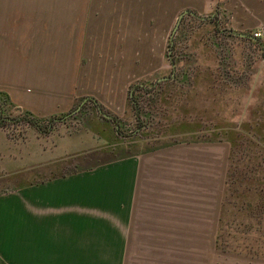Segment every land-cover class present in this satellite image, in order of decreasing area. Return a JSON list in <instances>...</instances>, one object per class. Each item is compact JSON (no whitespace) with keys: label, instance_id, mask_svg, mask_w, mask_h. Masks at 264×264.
<instances>
[{"label":"crops","instance_id":"obj_1","mask_svg":"<svg viewBox=\"0 0 264 264\" xmlns=\"http://www.w3.org/2000/svg\"><path fill=\"white\" fill-rule=\"evenodd\" d=\"M183 12L175 46L190 13L223 14L237 39L229 58L264 67V38L251 36L264 0H0V92L46 126L0 127V264L255 261L216 248L226 123L184 124L196 138L149 150L137 149L140 133L122 136L133 86L156 81L147 90L161 97L190 82L177 72L189 60L172 68L169 56Z\"/></svg>","mask_w":264,"mask_h":264},{"label":"rangeland","instance_id":"obj_2","mask_svg":"<svg viewBox=\"0 0 264 264\" xmlns=\"http://www.w3.org/2000/svg\"><path fill=\"white\" fill-rule=\"evenodd\" d=\"M219 17V23L216 16L208 17L205 21L184 18L182 33L175 50L179 58L189 60L188 65L185 64L186 62L180 63L177 70L181 72L186 68L187 73H190L191 79L188 85L185 83L171 86L172 88L168 89L170 93L166 92L164 95L163 92L161 97L159 95L162 91L158 95H155V90L154 93L148 94L144 91H136L135 95L143 101L139 104L143 105L141 118L146 122L145 128L138 132L141 142L138 143L137 149H156L194 139L196 137L190 133L184 134L186 129L183 130L182 126L197 124L196 121L204 124H206L205 120L211 121V125L215 126L226 123L227 130L235 132H239L245 125L257 123L264 126V67H258L256 64L254 71L248 70L247 66L243 71L236 66V59L229 58V45L235 43L237 39L225 38L224 31L229 29L228 17L223 14ZM262 58L264 53L262 56L259 55V59ZM256 59L258 57L255 56L250 62L255 63ZM250 62L246 60L247 64ZM253 72L256 73L257 80L250 78ZM143 84L149 87L151 84L156 86L157 82ZM162 97L167 101L165 104L160 101ZM127 109L128 113L123 121V124H126V128L124 127V131L127 130L126 134L138 126L129 100H127ZM97 111H92V115L99 117ZM134 140L136 142V139ZM8 185L5 184L4 188H8ZM232 207L233 203L229 208L232 215L225 217L222 237L227 239L228 234L229 237H236L238 239L233 243L235 246L238 244L245 252L254 250L256 254L259 253L264 257V237L258 239L253 234L239 233L237 220L233 222ZM229 242L231 243V239ZM254 259L255 261L249 260V264H264L263 258Z\"/></svg>","mask_w":264,"mask_h":264},{"label":"trees","instance_id":"obj_3","mask_svg":"<svg viewBox=\"0 0 264 264\" xmlns=\"http://www.w3.org/2000/svg\"><path fill=\"white\" fill-rule=\"evenodd\" d=\"M170 61L177 65L178 55L175 50V41L171 46ZM151 86L150 88L155 89L154 85ZM147 89L143 83L136 84L130 89L131 94L128 96V100L131 103L135 120L138 122V126L133 132H140L146 126V122L141 118L143 105L139 104V97L135 93L136 91H144L148 94L149 90ZM7 120H11V122ZM47 122L50 123L52 120H47ZM26 124L32 127L36 126L43 132L46 130V126H41L40 121L32 118L30 113L14 108L8 97L0 92V127L6 128ZM182 129L192 133L199 131L186 125ZM119 134L123 133L119 131ZM122 136L126 138L132 134L128 133ZM224 137L230 143V152L216 248L223 252L240 253L244 256L264 259L254 250L245 252L238 244L235 246L233 243L238 238L229 237L228 234V238L231 239V243H228L229 239L227 238V241L226 238L222 237L223 224L226 222L225 217L232 215L229 210L232 203L233 222L237 220L239 233L253 234L258 239L264 237V126L256 123L245 125L239 132L226 130ZM235 233L238 234L236 231Z\"/></svg>","mask_w":264,"mask_h":264},{"label":"water","instance_id":"obj_4","mask_svg":"<svg viewBox=\"0 0 264 264\" xmlns=\"http://www.w3.org/2000/svg\"><path fill=\"white\" fill-rule=\"evenodd\" d=\"M187 14H189V13H188V12H183V13L181 14V16L178 18L177 22H176V25H175V27H174V30H173L172 35H171V38H170L169 56H170V54H171V46L173 45V36H174L175 32L177 31V29H178V27H179V24H180L181 19H182L185 15H187ZM190 15L193 16V17L196 18V19L201 20V21H204L205 19H207V18L198 17V16H196V15L193 14V13H190ZM241 36L245 37V35H241ZM171 66H172V68H175L174 63H172V62H171ZM170 79H171V78L167 77V78H163V79L158 80V82H159V83H162V82L168 81V80H170ZM86 102H88V99H84V100H82V102L76 107V109H75L74 111H72L71 113H69L68 115H66V118L71 117V116L75 115L76 113H78V112L80 111L82 105H84ZM98 113H99L100 116H102V117L105 118V119H108V120L111 119V117H110L109 115L105 114L100 108H98ZM7 121H8V122H11V120H7Z\"/></svg>","mask_w":264,"mask_h":264},{"label":"built area","instance_id":"obj_5","mask_svg":"<svg viewBox=\"0 0 264 264\" xmlns=\"http://www.w3.org/2000/svg\"><path fill=\"white\" fill-rule=\"evenodd\" d=\"M254 39H263L264 38V28H259L256 31L252 32L251 35ZM143 102L142 100H139V102ZM140 102V103H141ZM12 132V131H11Z\"/></svg>","mask_w":264,"mask_h":264}]
</instances>
